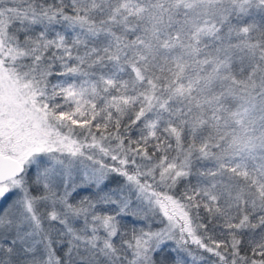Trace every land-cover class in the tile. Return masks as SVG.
Returning <instances> with one entry per match:
<instances>
[{
	"label": "snow or ice",
	"instance_id": "snow-or-ice-1",
	"mask_svg": "<svg viewBox=\"0 0 264 264\" xmlns=\"http://www.w3.org/2000/svg\"><path fill=\"white\" fill-rule=\"evenodd\" d=\"M0 264H264V0H0Z\"/></svg>",
	"mask_w": 264,
	"mask_h": 264
}]
</instances>
